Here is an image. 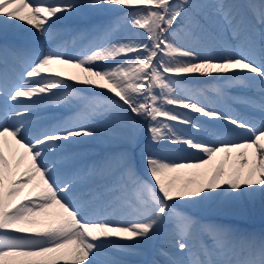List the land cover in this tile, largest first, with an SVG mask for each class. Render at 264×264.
Instances as JSON below:
<instances>
[{
    "label": "snow or ice",
    "instance_id": "1",
    "mask_svg": "<svg viewBox=\"0 0 264 264\" xmlns=\"http://www.w3.org/2000/svg\"><path fill=\"white\" fill-rule=\"evenodd\" d=\"M0 40V264H264V0H0Z\"/></svg>",
    "mask_w": 264,
    "mask_h": 264
},
{
    "label": "rangeland",
    "instance_id": "2",
    "mask_svg": "<svg viewBox=\"0 0 264 264\" xmlns=\"http://www.w3.org/2000/svg\"><path fill=\"white\" fill-rule=\"evenodd\" d=\"M81 26H83V25H81ZM27 36H28V33H25V32H19L16 35L10 34L9 43L14 42V43H17V44L23 46L25 44V40H26ZM0 43H3V41L0 40ZM62 70L64 71V73L66 75L75 74L78 72V70L71 69V68H64ZM213 86H214L213 84H208V86H206V87H213ZM180 111H186V110H180ZM65 115L66 114L64 113L63 116H65ZM192 115H198V114H192ZM63 116H60V117H63ZM40 122L43 124L47 123L48 122V116L43 118ZM177 127H183V126L177 125ZM139 140L142 141L143 143L148 142L146 131H144L140 134ZM103 149H108L107 145H105L103 143H92V144L82 146L80 149H78V151L83 154V160L85 163H87V162H90L92 160L98 159L99 157L103 156L106 153V151L104 152ZM177 155L180 157H185V158H189V159L194 158L191 150L179 152V153H177ZM199 155L200 154L198 152L195 153V156L198 157ZM235 160H236V154L235 153L232 154V160H228L227 155L223 154V155L218 156L216 158V160L213 162V165L210 166V168L207 171L210 173L212 169H214L217 166H220L221 164H225L227 167L230 168L232 166V164L235 162ZM21 170L23 171V167H21ZM202 215L204 217L208 218L212 215V213L205 212ZM259 223H260L259 217H257L255 220V227L258 226ZM157 247H159L158 243L156 245L152 246L150 249L146 250L144 255L128 257L127 259L131 261V264H145V262H150L153 259H159V257H157L155 254V248H157Z\"/></svg>",
    "mask_w": 264,
    "mask_h": 264
},
{
    "label": "bare ground",
    "instance_id": "3",
    "mask_svg": "<svg viewBox=\"0 0 264 264\" xmlns=\"http://www.w3.org/2000/svg\"><path fill=\"white\" fill-rule=\"evenodd\" d=\"M36 2H40V0H36ZM206 86H208V85H206ZM236 108H237V110H239V111H244V109L243 108H241V106H239V105H236L235 106ZM66 114V113H65ZM64 115V112H62V111H59V110H55V109H53V110H51V112L49 113V116H57V117H60V116H63ZM45 117H47V116H45ZM45 117H41V118H38V121H37V123H38V125L39 124H43V123H41L40 121L43 119V118H45ZM22 149L20 150V153H22ZM20 153H17V157H19V154ZM15 163V162H14ZM20 171H22L21 169H20Z\"/></svg>",
    "mask_w": 264,
    "mask_h": 264
},
{
    "label": "trees",
    "instance_id": "4",
    "mask_svg": "<svg viewBox=\"0 0 264 264\" xmlns=\"http://www.w3.org/2000/svg\"><path fill=\"white\" fill-rule=\"evenodd\" d=\"M256 230L258 231L259 230V227H256Z\"/></svg>",
    "mask_w": 264,
    "mask_h": 264
}]
</instances>
